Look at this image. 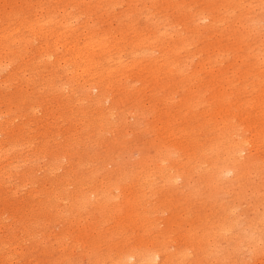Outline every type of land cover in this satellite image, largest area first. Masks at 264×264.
I'll list each match as a JSON object with an SVG mask.
<instances>
[{"label":"bare ground","instance_id":"6f19581e","mask_svg":"<svg viewBox=\"0 0 264 264\" xmlns=\"http://www.w3.org/2000/svg\"><path fill=\"white\" fill-rule=\"evenodd\" d=\"M180 1L12 0L0 11V181L14 169L17 175L22 168H69L59 178H40L41 184L33 169L31 175L22 170L16 178L31 186L25 197L15 196L16 186L5 190L0 182V228H6L0 233V264H12V252L23 256L35 247L40 252L37 262L24 259L27 262L17 264H71L70 256L86 249L83 256L89 264H211L220 257L215 252L221 238L231 254L245 244L253 258L264 263V214L245 227L236 217L222 216L215 226L186 232H173L172 223L162 219L157 197L183 186L192 190L194 174L211 175L225 184L229 181L224 175L231 169L240 170L243 178L264 171L252 157L243 158L250 144L264 154V95L233 103L229 98L238 89L229 72L220 73L218 83L227 87L216 93L225 107L219 113L222 125L212 128L216 137L202 142L194 123L202 102L203 83L197 85L201 73L224 65L230 51L201 45L221 35L217 28L224 26L225 9L228 18L241 12L237 23L250 35L260 32L252 15H264V0H251L245 9L235 4L238 0H206L202 6ZM255 47L256 64L246 71L252 79L264 68V39ZM242 49L253 52L250 46ZM144 100L148 102L142 104ZM174 109L175 116L185 120L170 137L190 153L186 160L177 158L181 153L174 145H162L137 174L115 168L100 177L94 170L75 172L83 161L90 165L96 159L94 146L111 134L122 139V129L136 127V119ZM236 119L255 129L253 142ZM62 157L67 159L64 167L56 165ZM101 165L110 168L107 162ZM29 194L39 199L31 202ZM226 213L234 215L232 209ZM3 218H13L17 229ZM83 221L89 222L87 230L79 232ZM54 224L59 231L50 228ZM27 240L42 244L28 246ZM101 247L105 250L99 251ZM55 249L59 261L49 259Z\"/></svg>","mask_w":264,"mask_h":264},{"label":"rangeland","instance_id":"374dc122","mask_svg":"<svg viewBox=\"0 0 264 264\" xmlns=\"http://www.w3.org/2000/svg\"><path fill=\"white\" fill-rule=\"evenodd\" d=\"M205 1L206 0H188L187 2H196V6H202ZM222 1L223 0H215L214 4H220V2ZM179 2L181 1L179 0ZM11 3L12 0H0V11L8 7ZM235 4H241V8L245 9L251 4V0H238ZM221 13L222 17L225 19L224 26L222 28H217L221 35L212 36L201 45L207 47L208 45L215 44L221 49L227 47L230 50L226 51L228 59H226L225 64L215 66L210 71L201 73V81L197 84L200 86L201 83H203L201 85L199 94L202 102L196 109L194 123L196 124L198 129V138L202 142L214 139L216 137V132H214L212 128L216 127V125H222L221 120H219V113L225 110L224 98H217L216 93L222 91V87L227 86L226 82L218 83V81H221L222 79L220 73L224 74L226 72H229L228 77H231V81L238 89V91H233L231 98H229L233 103L239 101L240 98L250 97V99H252L256 98L257 94L264 95V68L259 70L258 72L256 71L255 73H253L256 74L254 79L250 78L246 74V71L248 69H252V66L254 67L256 64V57L254 56V54H256V49L258 47L255 46H259L261 41H263L264 39V15H262V11L256 12L252 15L253 22L258 23L260 32L251 35L250 33L246 32L243 26L237 23V21L240 19V11H238L237 14L234 15V17L230 18L227 17L229 13L227 9L221 11ZM247 46H250L253 52L251 51L249 52V54L243 52L242 47L246 48ZM246 56L248 60H246L245 63H243L242 61H237V58H245ZM238 64H240V66ZM234 75H236V77H234ZM46 97V100L50 99L49 102L51 101L50 103L54 104L53 98ZM147 102V100H144L142 104H146ZM164 111L165 113L167 112L166 110ZM38 115L40 116V111L36 112V116ZM175 115H177L176 109H174L170 113L167 112V114L165 115L158 113L151 115L150 118L140 117L139 119H136V127L129 126L122 129V139H119L120 135L118 134H115L113 136L111 134L107 141L96 144L94 146L96 159H94V161L90 165H87L89 164V160L83 161L80 168H76L75 172L77 171L78 175H84L89 170H94V174H97H95V176L100 177L108 175L110 173L108 172V169L115 168L120 169V171L126 173H131L130 171L132 170L137 174L140 171V166L142 165V163L153 157L155 155L156 149L162 145H174V147L177 148L181 153V155L178 154L177 158L186 160L187 157H190V153L186 150H182L183 147L175 144L172 137H170L171 130L176 125L184 122L185 120V118H183L182 116L176 117ZM57 120V123L60 122L58 125L61 124V126L63 127L64 123L61 122V119ZM236 122L239 128L241 130L244 129L246 136L253 142L255 140L254 136L256 135L255 129L253 127L245 126L238 119H236ZM31 127L33 128V125H31ZM246 156H250L252 157V159H255L259 167L264 169V154L261 151H257L253 144H250L248 149L243 153V158ZM99 157H101L104 162H107L110 168H104V166L101 165L104 162L102 163ZM38 159L39 161L42 160V158ZM60 159L56 162V165L62 167L67 165V159L65 157H62ZM211 167L212 166L210 165L209 168ZM17 169L20 170L21 168ZM28 169L29 168H22L18 172V174L21 173L22 170V172H29L30 169H33L34 171L31 170L33 176H35V178L39 181L40 178L54 179L53 175L54 177L57 176L56 178H59L64 173V170L66 171L69 168H53L52 170L54 171V173L49 168H46L47 170L45 168ZM38 169L40 172L38 171ZM231 170V174L228 173V175H224V179H226L224 181H229L228 183L221 184L218 181H214V178L211 175H203L204 173H201L200 176L194 174L193 177L195 179L190 182V184H195V187L192 190H189L188 187L183 186L182 188L175 189V191L171 192L170 194L166 193L159 195L157 197V201L161 204V209L163 210V222L165 224L172 223L173 232H186L189 230H197L202 227L215 226L218 223L219 219L222 218V216L227 217V220L236 217L238 220L237 223H239V225L243 227L247 225L248 221L257 220L258 217L264 214V188H262V185L264 183V171H252L249 176L243 178L242 172L240 170ZM12 173L13 174L11 175V173L7 172L9 176L5 174L3 176V180L0 181L3 184V189L7 190L12 186H16L18 193L15 196L25 197V195L28 194V191L26 192V190L30 189L31 186L29 184L24 185V182L21 183L19 179L16 178L18 174L15 175V169ZM49 173L51 174V176L49 175ZM42 181H39V183L41 184ZM233 181H235L234 187L231 186ZM45 185L48 186L47 181L45 182ZM191 191H193L192 194ZM11 196L14 197V195ZM13 197H11L10 199H12ZM28 199L30 201L32 200L31 202H35L37 201L36 199L39 198L31 195L28 196ZM0 207H2L1 204ZM227 209H232L234 215L231 216V213H226ZM125 210L128 209L126 208ZM89 212L90 210H86L85 213L87 214ZM2 215L3 217H5V215L9 216L7 212H3ZM3 221L7 224H13V226H15L14 228L16 229L18 227H16V225L18 224L13 220V218H3ZM88 223V221H83L81 223L82 225L79 232L87 230ZM56 227L57 225L54 224V226H51L50 228H52L54 232H57L59 231V228L57 227V229ZM5 230L6 228H0V233H3V231ZM102 235L107 236L108 234L102 233ZM226 235L231 236L232 234L226 233ZM38 236H36L37 238L35 237V240H39L40 236ZM47 238H49V241H51L50 244L54 245L53 248H57V244L54 242L53 238L50 236ZM135 240L136 242L141 241L139 233L135 234ZM221 240L222 241L218 243V249L215 252L218 253L217 255L221 258L218 257V261H210L211 264H264L261 262V259H257L256 257L253 258L254 255L249 253V250L245 244L239 245L238 248L234 251L235 254H231L229 251L231 248L227 246L228 242L225 241L224 238H221ZM27 241L26 244L28 246H30V244L32 243L33 245L36 244L38 245V247H40V245L42 244V242L39 241H37V243L33 240ZM119 242H121L124 246L125 240H120ZM39 243L41 244L39 245ZM45 243L50 246L47 240L45 241ZM87 245L88 244L85 243L83 246ZM234 245H236L235 241ZM35 248L31 249V251H27V253L23 256L12 252L11 257H9L11 261L9 260V262H11L12 264H17L18 261H24L23 263H25L29 260L31 262L32 260L34 262H37L38 260L34 259L38 257V254L40 252L36 251L38 249L37 247ZM198 249L193 252L192 259L196 255H198ZM86 250L84 252L82 250H80L79 252L76 251L73 256H70L72 260L71 264H89L88 256H83ZM89 250L93 251L94 249L93 247L89 246ZM104 250L105 247H101L99 251ZM16 257L18 258L15 259ZM60 257V252L55 249V251H53V254L49 256V259L59 261ZM24 259H27V261H25ZM64 264H68V261H65Z\"/></svg>","mask_w":264,"mask_h":264}]
</instances>
